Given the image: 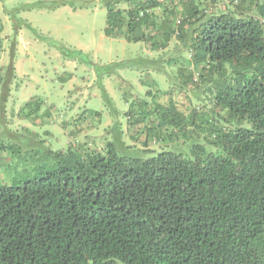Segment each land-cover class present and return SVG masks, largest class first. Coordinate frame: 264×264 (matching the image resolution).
<instances>
[{
  "label": "trees",
  "instance_id": "obj_1",
  "mask_svg": "<svg viewBox=\"0 0 264 264\" xmlns=\"http://www.w3.org/2000/svg\"><path fill=\"white\" fill-rule=\"evenodd\" d=\"M113 2L126 7L109 8L106 37L189 55L167 62L189 111L140 103L131 140L182 139L190 155L75 149L57 172L0 187V264H264V0ZM199 86L204 113L188 97Z\"/></svg>",
  "mask_w": 264,
  "mask_h": 264
},
{
  "label": "rangeland",
  "instance_id": "obj_2",
  "mask_svg": "<svg viewBox=\"0 0 264 264\" xmlns=\"http://www.w3.org/2000/svg\"><path fill=\"white\" fill-rule=\"evenodd\" d=\"M108 1L115 0H0V187L23 186L57 172L61 154L68 157L75 149L190 155L193 142L182 139L131 140L136 129L126 117L140 103L170 98L189 111L178 88L180 69L167 64L173 53L189 55L178 42L160 56L143 43L106 37L108 10L118 6ZM198 88L186 90L191 107L204 113L211 110L209 94L205 86ZM123 143L138 149H123Z\"/></svg>",
  "mask_w": 264,
  "mask_h": 264
},
{
  "label": "built area",
  "instance_id": "obj_3",
  "mask_svg": "<svg viewBox=\"0 0 264 264\" xmlns=\"http://www.w3.org/2000/svg\"><path fill=\"white\" fill-rule=\"evenodd\" d=\"M141 15H143V13Z\"/></svg>",
  "mask_w": 264,
  "mask_h": 264
}]
</instances>
